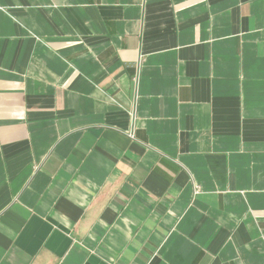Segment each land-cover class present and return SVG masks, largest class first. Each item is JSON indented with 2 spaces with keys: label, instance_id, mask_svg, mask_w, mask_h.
I'll return each mask as SVG.
<instances>
[{
  "label": "crops",
  "instance_id": "1",
  "mask_svg": "<svg viewBox=\"0 0 264 264\" xmlns=\"http://www.w3.org/2000/svg\"><path fill=\"white\" fill-rule=\"evenodd\" d=\"M0 264H264V0H0Z\"/></svg>",
  "mask_w": 264,
  "mask_h": 264
}]
</instances>
